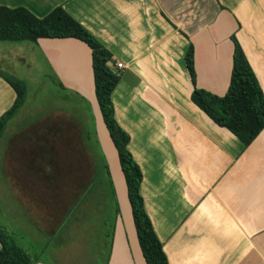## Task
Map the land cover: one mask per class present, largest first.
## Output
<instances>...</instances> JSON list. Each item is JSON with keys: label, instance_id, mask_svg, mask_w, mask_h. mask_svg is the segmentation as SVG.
Wrapping results in <instances>:
<instances>
[{"label": "crops", "instance_id": "0c3cea01", "mask_svg": "<svg viewBox=\"0 0 264 264\" xmlns=\"http://www.w3.org/2000/svg\"><path fill=\"white\" fill-rule=\"evenodd\" d=\"M0 6L25 8L38 18L62 7L112 53L109 66L120 76L116 118L131 137L145 207L169 264H264V130L245 146L192 101L195 87L226 94L234 36L264 92V0H0ZM190 46L196 84L185 60ZM33 49L59 85L93 106L116 205L106 219L85 220L97 163L91 157L90 172L82 129L68 112L57 111L40 125L21 120V222L15 226L1 215L6 227H0L34 264H147L97 101L91 48L75 38H41ZM15 99L0 76V117ZM43 124L48 128L41 131ZM61 147L66 173L60 172ZM75 213L84 221L74 225Z\"/></svg>", "mask_w": 264, "mask_h": 264}, {"label": "trees", "instance_id": "16d2710c", "mask_svg": "<svg viewBox=\"0 0 264 264\" xmlns=\"http://www.w3.org/2000/svg\"><path fill=\"white\" fill-rule=\"evenodd\" d=\"M41 38H75L85 42L91 48L97 101L119 155L143 255L147 264H169L163 244L145 207L141 191L143 172L129 149L131 137L116 118L113 92L119 84L120 76L109 66L113 59L112 53L62 7L56 8L44 18H38L25 8L0 6L1 42L36 43ZM232 39L235 43L233 70L226 94L218 96L195 87L192 101L216 124L227 128L245 146H249L264 130V92L243 48L235 36ZM185 60L191 79L196 84L193 46L188 49ZM0 76L16 92L14 104L0 117L1 138L7 123L25 104L27 84L3 71H0ZM106 171H109L108 166ZM91 188H93L92 185ZM0 242L2 244L0 264H34L31 256L1 227Z\"/></svg>", "mask_w": 264, "mask_h": 264}, {"label": "rangeland", "instance_id": "374dc122", "mask_svg": "<svg viewBox=\"0 0 264 264\" xmlns=\"http://www.w3.org/2000/svg\"><path fill=\"white\" fill-rule=\"evenodd\" d=\"M33 46V42L0 41V69L27 84L24 109L22 113L20 110L7 123L0 138V225L6 227L2 218L3 215L7 218L11 217L8 218V221L10 223L15 221L13 223L15 226L20 225L21 222V120H24L22 123L24 126L32 120L40 125L50 121L57 111L68 112L71 115L72 124L80 126L82 129L81 141L87 145L91 153L89 156L90 172L95 171L91 157L97 163V173L92 184V189L97 190L91 191L86 200L89 204L86 206V210L89 209L90 213L85 220H91L92 217L96 216H101L102 220L106 219L110 217L108 207L112 208L116 205L113 196L116 188H114V182L106 171L108 164L99 143L94 108L77 93L59 85V78L56 73L44 56L39 54L37 49H33ZM21 57L25 58L27 62L21 61ZM46 128H48L47 125L43 124L39 130L42 131ZM58 149L57 152H60V172L66 173L64 166L68 160L66 158L67 149H62V147ZM78 151L79 149L75 150V152ZM84 155H86L85 151H83ZM44 183L45 186L49 184L45 181ZM59 184L60 181L57 182V188L60 189ZM97 192L100 193V198L95 197ZM83 204L84 202H81V205ZM94 210H98L99 213H94ZM81 215L83 214L75 213L72 215L71 222L75 225L84 221L81 220Z\"/></svg>", "mask_w": 264, "mask_h": 264}, {"label": "built area", "instance_id": "2783aa9c", "mask_svg": "<svg viewBox=\"0 0 264 264\" xmlns=\"http://www.w3.org/2000/svg\"><path fill=\"white\" fill-rule=\"evenodd\" d=\"M116 68H117L118 70H121V69L124 68V65H123L122 63H117V64H116Z\"/></svg>", "mask_w": 264, "mask_h": 264}]
</instances>
